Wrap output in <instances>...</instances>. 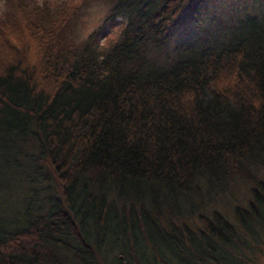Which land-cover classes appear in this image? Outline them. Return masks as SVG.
I'll return each mask as SVG.
<instances>
[{
    "label": "trees",
    "instance_id": "trees-1",
    "mask_svg": "<svg viewBox=\"0 0 264 264\" xmlns=\"http://www.w3.org/2000/svg\"><path fill=\"white\" fill-rule=\"evenodd\" d=\"M91 1L4 0L0 11V264H173L148 227L176 264H254L264 12L236 18L242 35L199 34L172 53L213 0H104L79 37Z\"/></svg>",
    "mask_w": 264,
    "mask_h": 264
},
{
    "label": "rangeland",
    "instance_id": "rangeland-1",
    "mask_svg": "<svg viewBox=\"0 0 264 264\" xmlns=\"http://www.w3.org/2000/svg\"><path fill=\"white\" fill-rule=\"evenodd\" d=\"M222 4L223 7L221 8ZM3 7L4 0H0V11ZM107 9L108 5L105 4L104 0H92L91 2H89L86 7V12L82 15L79 27L77 28V34H79V37L86 36L91 30L98 26L101 23L102 17L106 13ZM258 12L260 15H263V13L261 12H264V0H213L207 9L208 17L204 18V16L201 15L199 17L200 22L198 20L193 21V25L190 28L182 24L180 27L182 28V31L186 33V35L177 36L173 41L171 40L170 43L164 47L163 52H166V50L169 49L172 53H176L174 45L183 43L186 44L188 42L195 43L198 40L199 34H202L203 36L200 42H202L206 38L210 39L211 37L212 40L217 42L222 39H224V41H227L232 35L237 34V29L241 31L238 34L242 35L246 29V26H239L240 18H236H238L239 16H244L247 13ZM122 20L123 17L120 16L114 21L104 23L101 36L103 37L106 35L114 34L117 28L122 24ZM224 20L227 21L228 24H225L223 22ZM236 184L242 185L240 183H232L231 185H229L225 192V196H227L226 199L233 198L232 194L230 193V189L235 188ZM39 190H41V185ZM248 196L249 194L247 193V197ZM226 199L223 196H218V204L219 202H226ZM218 206L219 205H216L217 208H220ZM177 212L180 216L185 214V212L178 209L176 210V213ZM148 231L151 235L150 238L152 239L153 245L164 254L163 256H165L169 260H167L168 262L176 264L177 259L175 257L166 255L165 247L162 245L160 239L161 236H158L155 233L156 231L153 229V227H148ZM116 252L117 251H115L114 253ZM111 255H107V258L104 260L105 264H113L114 260H112ZM146 255L153 256V254L147 250ZM160 263L166 264L162 260H160ZM254 264H264V243L260 245V250H258L256 253Z\"/></svg>",
    "mask_w": 264,
    "mask_h": 264
}]
</instances>
